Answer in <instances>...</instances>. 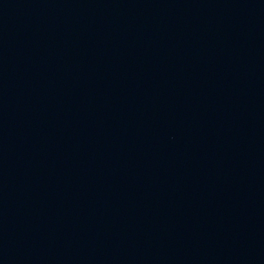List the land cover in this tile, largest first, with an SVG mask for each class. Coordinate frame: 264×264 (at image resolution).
Returning <instances> with one entry per match:
<instances>
[{
	"label": "water",
	"instance_id": "obj_1",
	"mask_svg": "<svg viewBox=\"0 0 264 264\" xmlns=\"http://www.w3.org/2000/svg\"><path fill=\"white\" fill-rule=\"evenodd\" d=\"M0 264H264V0H0Z\"/></svg>",
	"mask_w": 264,
	"mask_h": 264
}]
</instances>
